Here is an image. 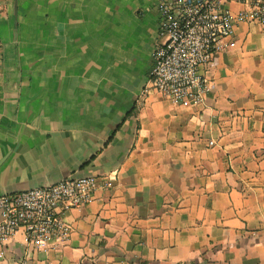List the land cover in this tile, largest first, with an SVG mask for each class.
Listing matches in <instances>:
<instances>
[{
	"label": "crops",
	"instance_id": "obj_1",
	"mask_svg": "<svg viewBox=\"0 0 264 264\" xmlns=\"http://www.w3.org/2000/svg\"><path fill=\"white\" fill-rule=\"evenodd\" d=\"M158 2L0 0V195L117 172L65 241L20 231L0 264H264V25L239 23L205 101L178 104L150 84Z\"/></svg>",
	"mask_w": 264,
	"mask_h": 264
},
{
	"label": "built area",
	"instance_id": "obj_2",
	"mask_svg": "<svg viewBox=\"0 0 264 264\" xmlns=\"http://www.w3.org/2000/svg\"><path fill=\"white\" fill-rule=\"evenodd\" d=\"M237 1L248 8L234 13L220 0H159V36L164 40L153 53L152 88L178 104L197 106L205 101L211 78L204 68L235 46L237 25H264V0ZM116 176L117 172L106 178L70 176L0 195V242L20 231L31 251L65 241L71 231L66 213L93 201L97 189L111 187Z\"/></svg>",
	"mask_w": 264,
	"mask_h": 264
}]
</instances>
